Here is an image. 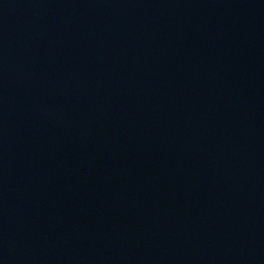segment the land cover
Instances as JSON below:
<instances>
[{
    "label": "water",
    "instance_id": "95a60500",
    "mask_svg": "<svg viewBox=\"0 0 264 264\" xmlns=\"http://www.w3.org/2000/svg\"><path fill=\"white\" fill-rule=\"evenodd\" d=\"M0 264H264V0H0Z\"/></svg>",
    "mask_w": 264,
    "mask_h": 264
}]
</instances>
